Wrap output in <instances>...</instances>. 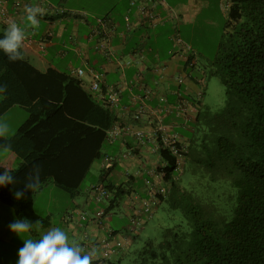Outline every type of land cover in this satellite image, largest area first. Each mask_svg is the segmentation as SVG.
<instances>
[{
    "label": "trees",
    "instance_id": "1",
    "mask_svg": "<svg viewBox=\"0 0 264 264\" xmlns=\"http://www.w3.org/2000/svg\"><path fill=\"white\" fill-rule=\"evenodd\" d=\"M224 10L221 38L207 67L208 75L224 87V104L202 111L198 101L187 139L171 132L179 137L176 152L159 144L155 153L160 162L153 169L157 184L145 196L138 193L139 208L129 215V232L143 228L153 205L163 202L175 213L174 222L136 252L129 250L134 237L113 243V256L96 257L93 264H264V0H231ZM3 34L0 30V39ZM21 51L24 59L15 62L0 51V84L7 86L0 94V112L17 105L27 114L12 136L0 139V144L12 146L0 160V174L10 169L17 180L0 186V204L11 209L13 221L27 219L46 227L49 217L35 212L33 196L53 184L74 199L92 162L102 159L106 164L89 189L94 197L104 193L99 216L109 213L136 190L133 176L117 184L111 180L117 159L102 152L103 144L119 139L107 141L114 125L137 128L140 120L133 114L128 122L117 118L120 90L104 85L101 73L98 86L91 88L90 80L41 61L25 42ZM186 53L188 61L195 58L189 46ZM198 84L203 86L202 79ZM110 89L117 93L114 107L106 104ZM34 165L41 169L39 189L15 199ZM185 170L189 176L183 178ZM142 200L149 202L147 215L140 210ZM130 218L137 224L131 225ZM30 233L36 235L34 229ZM12 234L5 228L0 240Z\"/></svg>",
    "mask_w": 264,
    "mask_h": 264
},
{
    "label": "crops",
    "instance_id": "2",
    "mask_svg": "<svg viewBox=\"0 0 264 264\" xmlns=\"http://www.w3.org/2000/svg\"><path fill=\"white\" fill-rule=\"evenodd\" d=\"M1 1L7 9L5 19H0V30L4 32L12 22L23 24L25 6L44 9L39 29L34 33L29 29L24 42L41 61L72 75L75 70L81 69L83 74L80 78L84 82L89 81L91 73H101L104 85L120 90L115 110L117 118L128 122L131 114L142 109L144 113L136 125L144 131L153 128L157 120L161 121L168 133L176 131L186 139L193 131L191 122L203 87L198 84L202 79L201 69L196 64L197 53L193 60L188 61L186 50L190 43L181 32L188 26L191 28L196 16L194 5L198 4L197 8L201 9L202 0H183L174 4L167 0H112L111 3L106 0V6L100 10L88 9L79 4L80 0L73 3L71 0ZM100 3L102 0L96 5ZM141 4L146 6L145 11L138 8ZM103 17L108 21L104 27L96 23L97 18ZM174 34L182 40L178 46L174 43ZM155 109L157 112H154ZM112 144H116L115 154L103 152L117 159L110 173L111 180L117 184L127 181L128 175L134 177L131 182L136 192L132 198H128L131 215L139 208L135 201L139 199V194L146 195L147 188L151 189L157 184L158 176L153 174V169L160 162L159 155L152 151L150 144H141L128 133ZM112 144L104 143L103 146ZM105 164L100 159L99 169ZM71 200L73 208L78 211L76 201ZM0 213L1 236L2 231L13 222V214L9 207L2 204ZM83 214L85 216V212ZM51 215V212L45 215L50 221L46 227L33 223L36 235L27 233L20 237L13 233L10 238L0 240V264H17L23 239L39 240L48 230L56 227ZM80 216L78 212L76 217L70 215L63 219L66 225L62 229L68 234L69 241L76 240L87 251L94 249L96 257L111 258L115 248L110 252V248L106 249L100 240L116 230L103 228L100 240L88 239L90 235L85 233L87 240H83ZM95 218L87 216L90 226L101 223ZM111 238L123 242L127 236L116 233Z\"/></svg>",
    "mask_w": 264,
    "mask_h": 264
},
{
    "label": "rangeland",
    "instance_id": "3",
    "mask_svg": "<svg viewBox=\"0 0 264 264\" xmlns=\"http://www.w3.org/2000/svg\"><path fill=\"white\" fill-rule=\"evenodd\" d=\"M98 1L99 0H80L79 4H83V6L91 10H100V8L106 6L108 0H102V3H100L99 6L96 5ZM167 1L174 4L175 2H182L183 0ZM73 2H75V0H71V3ZM111 2L112 0L109 1V3ZM201 3L203 4L201 9L197 8L199 5L195 3L194 11L196 12V16L192 20V26L191 28L188 26L186 30L184 29L181 32V35L190 43L189 47L192 52L194 54L197 53L196 64L202 70L200 74L203 82L201 109L202 111H215L221 108L224 104V87L217 77L208 75L207 67L213 60L221 38L222 28L225 21L224 7L230 4L231 0H202ZM1 98L2 96L0 95V101ZM26 116L27 114L23 108L13 105L0 112V121H6L9 124L10 136H12ZM115 147L116 144L104 145L102 152L106 151L109 154H115ZM4 156L5 154H0V160ZM18 160L19 159L15 160L14 166L17 165ZM99 164L100 160H94L85 178L80 184V192L74 198L77 203L78 211L76 208H73V201L67 191L55 187L53 184H48L33 196V208L35 212L43 217L51 212L52 223L60 228H63V226L66 225L63 222V219H67L70 215L76 217L78 212H80L81 216L79 223L81 224L80 232L83 240H87L84 236L85 233L90 235L88 239L100 240L102 237L101 230L109 227L117 230L118 235L124 234L129 237H134L132 242L129 243V250L133 252L142 249L148 239H152L153 241L159 239L161 228L174 222L172 216L175 213L170 209H166V204L164 202L156 205V207L153 205V211L150 218L147 220L144 227L135 230V233L129 232L131 226L128 224V220L131 209L127 197L123 199L124 201L120 202L118 207L114 208L109 213L101 216L98 215V211L102 208L103 203L95 201L94 192L89 188L97 183ZM187 176H189V173L185 170L182 177L186 178ZM135 201H137V204L139 205V199ZM83 212H85V216ZM87 216L97 217L95 219H99L101 223L99 222L96 226H90ZM100 224H102V226ZM77 230L78 228L75 226V232H77ZM100 241H102V239ZM131 255L132 254L128 256L131 257ZM128 256H126L125 260L129 258ZM126 261L125 264L127 263Z\"/></svg>",
    "mask_w": 264,
    "mask_h": 264
},
{
    "label": "clouds",
    "instance_id": "4",
    "mask_svg": "<svg viewBox=\"0 0 264 264\" xmlns=\"http://www.w3.org/2000/svg\"><path fill=\"white\" fill-rule=\"evenodd\" d=\"M23 24L12 22L6 28L0 39V51L9 61L23 60L21 51L24 41L28 38L29 29L34 33L40 27V18L44 16V9L39 6H25ZM7 92V86L0 84V94ZM10 137V126L6 121H0V139ZM12 151L11 144H0V154ZM41 169L33 166V171L26 178L23 190L14 193V198L20 200L25 192L39 189ZM16 178L10 169L0 174V186L14 185ZM34 224L27 219H17L9 224V230L18 236L30 233ZM23 247L18 250L17 264H93L96 258L95 250L87 251L76 240L69 241L68 234L60 227L48 230L39 240L23 239Z\"/></svg>",
    "mask_w": 264,
    "mask_h": 264
},
{
    "label": "built area",
    "instance_id": "5",
    "mask_svg": "<svg viewBox=\"0 0 264 264\" xmlns=\"http://www.w3.org/2000/svg\"><path fill=\"white\" fill-rule=\"evenodd\" d=\"M138 8L141 11L146 10V6L144 4H141L138 6ZM6 15V8L4 3L0 0V17L5 18ZM151 17V15H150ZM107 19L105 17L103 18H97L96 23L102 27L107 23ZM179 41V38L177 36L174 37V43L177 45ZM77 76H81L83 74V71L81 69H77L74 71ZM101 78V74L98 72H93L90 75V81H91V88H96L98 86L97 80ZM108 99H107V105L110 107H114L117 104V93L115 90L110 89L108 92ZM154 112H157L155 109ZM144 113V110L142 109H137L133 113V118L134 119H139L141 115ZM132 134L139 143L141 144H150L152 147V151H157L159 149V144L163 143L166 146L169 147L170 151L175 153V145L174 142L176 139H178V135L176 133H168L164 125L161 123L160 120L155 121V124L153 128H151L149 131H144L143 129L137 127V128H132L130 125H124L122 127H118L114 125L112 128H110L107 132V141L108 142H113L116 138H121L124 136V134ZM162 144V145H163ZM110 157L105 158V161H109ZM104 197V193H99L96 194L95 196V201H99ZM140 210H142V213H145L146 215L150 212V205L149 202L146 200H142L140 202ZM102 213V210L100 209L98 211V215ZM130 223L131 225L134 226V224H137L136 220L134 218H130ZM102 244L103 246L108 249L110 248V252L112 250V244L114 243L115 245H119V240L118 239H110L108 240L107 238L102 239ZM107 251V250H106ZM109 251V250H108Z\"/></svg>",
    "mask_w": 264,
    "mask_h": 264
}]
</instances>
